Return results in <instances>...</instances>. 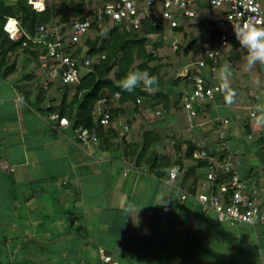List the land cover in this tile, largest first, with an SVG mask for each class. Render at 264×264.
<instances>
[{"label": "crops", "instance_id": "1", "mask_svg": "<svg viewBox=\"0 0 264 264\" xmlns=\"http://www.w3.org/2000/svg\"><path fill=\"white\" fill-rule=\"evenodd\" d=\"M10 76H0V190L9 207L34 214L58 208L51 221L68 223L60 227L66 239L82 241L80 248L69 245L74 254L94 252L101 264V252L111 257L110 264H264V225L231 226L218 223L213 214L204 216L197 190L189 193L180 172L182 164L176 166L175 181L167 183L168 172L156 178L144 164H134L128 145L135 141L129 136L127 145L119 141L109 151L80 143L69 127L40 113V105L22 92L24 82L11 85ZM227 92L222 89L215 102L201 108L203 114L215 109L212 122L241 102L238 95L239 100L233 96V103H226ZM198 126L194 121L192 127ZM243 129L247 134L262 131L248 121ZM244 175L258 180L256 193L264 202V174L249 166ZM33 229L35 236H43Z\"/></svg>", "mask_w": 264, "mask_h": 264}, {"label": "rangeland", "instance_id": "2", "mask_svg": "<svg viewBox=\"0 0 264 264\" xmlns=\"http://www.w3.org/2000/svg\"><path fill=\"white\" fill-rule=\"evenodd\" d=\"M107 1L45 0L46 4L55 10L59 9L62 2H66L68 6L81 4L84 13L97 11ZM197 6V18L186 23L182 32L176 33L166 28L163 36H151L147 41L146 51L153 52L157 57V61L151 63L150 66H159L158 76L162 79V85L158 89L167 93L166 98L158 102L157 105L143 103L137 109L127 107L125 114L118 119L121 124H124L125 122H122L127 119L132 121L129 125V132L122 134H128L132 138L131 141L141 143L144 132L152 129L161 138L155 150L167 152L172 160L178 159L176 158V151L180 152L179 159L182 162L180 172L182 169L183 176L188 167L195 164V162L183 158L186 141H193L197 143L198 147L215 148L218 145L217 137L219 134V130L215 129L214 121L212 122L214 116H216L215 109H211L209 112L206 111L203 116L201 115L196 119V123L201 124V126L192 127V118H188L184 110L179 111L178 109V93L184 92V87L179 83L180 80L177 82L179 86L172 84L178 75H184L186 72L190 73L192 71L193 66L191 65L201 58V49L215 48L216 46V42L210 40V32L215 29V25L211 23V20L213 18L218 19L220 11L209 13L205 10L203 3H198ZM70 17L72 18L73 15H70ZM59 18L60 15H56L54 21H58ZM218 24L220 28L225 30L220 25V21ZM238 33H240L239 29L235 31L228 30L232 49L220 57L221 60L214 74V81L224 91H234L236 99L239 100L238 95H240L242 100L240 99L241 102L238 103L237 108L233 106L225 112H219V116L220 118L226 116L230 122V129L227 130L229 148L239 174L244 175L249 166L257 169L259 174H264V163L261 158L260 146L257 143L260 135L264 136V125L259 124L262 129L260 133L247 134L243 129V125L247 121L255 123L259 118L264 117V64L260 61H255L252 65L248 64L251 52L247 45L240 42L243 36L242 34L237 35ZM82 41L80 45L83 43ZM192 41H196L200 50H193L184 55V49ZM173 45L179 47L180 51L175 52ZM10 60L9 64L12 61H17L16 71L8 80L11 85L22 84L24 82L23 77L29 73H34L37 79L38 75H42V71L36 67L35 61L23 54L18 53L17 56H12ZM86 73L87 71L81 70L80 76ZM137 77V85H139L140 77ZM36 82V80H33L27 83L29 89L33 92H36L35 89H37L33 87ZM56 84L58 83L56 82ZM70 91L73 92V86L70 87ZM46 98L57 99L61 96L54 87L48 92ZM232 101H234L233 97ZM164 104L167 105L166 111L163 110ZM254 111L259 112L256 119L249 117L250 113ZM126 141H130V138L126 137ZM116 162L121 163L119 158ZM129 167L132 166L126 168V173ZM202 171L199 179H202L203 174L207 172L206 169ZM189 180L191 178H188L185 182H189ZM261 181L264 185V175H261ZM2 194L3 192L0 190V264H101L98 261V255L94 256V252L93 256H87L79 250H77L79 256L74 254L76 250L71 246L78 243L80 248L82 241L78 236H70L69 240L66 239L67 233L64 234L60 227L63 226L64 228L65 224L68 225V223H61L58 220L51 221L58 208L53 209L54 207H51L46 212L43 209L36 214L24 207H17L18 209L14 210L9 207V203L4 200ZM20 203L15 202L16 205ZM13 212L15 213L13 214ZM47 213H50V215ZM34 227L40 230L43 236H35L33 234ZM70 244L71 246H69Z\"/></svg>", "mask_w": 264, "mask_h": 264}, {"label": "trees", "instance_id": "3", "mask_svg": "<svg viewBox=\"0 0 264 264\" xmlns=\"http://www.w3.org/2000/svg\"><path fill=\"white\" fill-rule=\"evenodd\" d=\"M113 1L115 0H108L106 3ZM199 3H203L205 10L209 13L212 12V10L207 7L205 1ZM44 6L43 11L36 12L32 10L31 6H29L25 0H11L10 2L0 0V76L5 79L16 71V62L12 61V63L9 64V60L12 56H17L19 53L20 55H25L31 60L33 59L36 63V67L40 68L42 71V75H38V79L34 73L25 75L23 77L24 83L20 88H22L24 94H30V99L32 101L37 102L40 105L38 109L40 113L49 118L52 115H56L57 122L61 119H65L68 123L66 127L71 129L75 134V137L78 129L87 130L88 133L96 136L97 142L94 144H99V148L104 151L113 149L119 141H121L122 144L125 143L124 145H127L128 142L126 141V137L128 138V134H126L127 136L121 135V132L124 126H127L129 130V125L132 121L130 119H127L126 121L124 120L125 123L120 126L118 123V119L125 114V109L127 107L137 109L142 106L143 103L157 105L158 102H161L167 96L166 92L158 89L162 85V79L158 76L159 66H150L151 63L157 61V57L153 52L149 53L146 51V44L149 37L163 36L166 28L164 26L154 27L151 22L147 20L143 23L139 32L127 34L106 24L103 30H92L79 42L71 44L66 42L68 28L71 22L74 20H83L94 12L88 11L84 13L81 4L68 6L66 2L60 3L59 9L57 10L48 6L45 0ZM56 15H60L58 21H54ZM70 15H73V17L71 18ZM9 18L16 19L21 31L30 37L35 36L36 30L39 26H44L49 30L48 35L50 39L55 38L56 34L60 35L61 41L65 43V48L63 49L64 52L76 59L79 64L83 65L86 59L93 57L98 53H103L104 59L96 61L90 65L88 69L85 70L87 73L83 76H80L81 69H79V78L76 83L71 85H61L57 78L49 77L47 69L41 67V62L38 59L41 51L38 46L29 43L24 47L22 45L25 41L23 35L17 41H12L8 38V35L3 30V26ZM220 20V16H218V19L213 18L211 20V23L215 25V29L210 32V40L216 42L215 49L218 46L219 36L225 32L219 27L218 22ZM185 24L180 25L172 31L176 33L182 32ZM53 28L57 29L52 30ZM81 41L83 43L80 45ZM206 49L209 48L201 49V58ZM231 49V43H229V47L223 50L221 57L231 51ZM178 50L179 47L176 48L175 52L180 51ZM193 50H200L196 41L189 43L183 53L184 55H187ZM220 60L221 58H219L217 63L206 61V68L202 72V77L207 84L212 81L213 84L219 85L214 81V74L219 67ZM194 64L191 65L193 66V69ZM214 66H216V71L212 73L210 69ZM145 71L147 72V75H144ZM191 72H187V75H178L176 80L172 83L174 86L181 83L184 87V92L178 93L177 102L179 103V111H181V109L184 110V98L192 93L193 80L191 79ZM128 74L140 77V84L136 85L134 90L130 92L125 91L120 87L121 81ZM152 76L156 77V80L152 81L150 84L145 83ZM33 80L37 81L33 86L34 89L37 88L35 89L36 92L31 91L27 85V83ZM179 80L181 82L177 83ZM56 82L58 84H56ZM71 86H73V92L70 91ZM54 87L60 93L61 98H46L48 92ZM115 94L119 95L118 100L114 98ZM102 98H107V103L104 106L99 107L97 103ZM204 107L205 105L203 107L197 106L195 108L196 112L192 117L193 122L201 115L203 116L201 108ZM98 108H100L102 115L104 113L109 115L108 124L105 127L100 124L102 115L97 114ZM163 108V110L166 111L167 105L164 104ZM256 117V112L254 113V117L250 116V118L253 119ZM224 120L228 121V124L224 126L227 135V128L230 123L227 118L223 119L217 117L213 123L215 129H218L220 132ZM246 128L247 126H245V129ZM160 140V135L152 129H149L142 135L141 143L134 142L132 144L129 143L128 145V149L132 153L131 158L134 160V164L136 166H139L141 163L144 164L147 172L156 178L165 176L170 169L176 167L178 164H182L181 160H172L171 157L164 152L155 150V147ZM217 140L218 145L215 148L198 147L197 143L186 141V149L183 158L195 162L194 165L188 167L183 178L184 181L191 178V180L187 182L189 193H194L198 185L199 176L201 175L200 172L207 168V163L205 161H195L192 158L193 151L204 150L208 155L218 156L222 159L226 155L227 149H221L218 137ZM258 142H260L262 146L261 154L264 162V138L260 137ZM217 183L219 184L220 181L217 180ZM214 187L216 189L217 184Z\"/></svg>", "mask_w": 264, "mask_h": 264}, {"label": "built area", "instance_id": "4", "mask_svg": "<svg viewBox=\"0 0 264 264\" xmlns=\"http://www.w3.org/2000/svg\"><path fill=\"white\" fill-rule=\"evenodd\" d=\"M25 1L36 12L44 10V0ZM201 1H205L210 10L220 11V25L225 28V32L219 36L217 48L206 49L203 57L194 64L191 72L192 93L185 97L183 102L186 116L192 118L197 106L203 107L207 102H215L222 92L221 87L213 84L212 81L207 84L202 77V72L206 68V61L217 63L223 50L229 47L227 31L240 30L246 23L264 27V7L260 0H115L104 4L83 20L72 21L68 28L66 42L77 43L90 31L103 30L106 24L127 34L139 32L147 20L154 27L164 26L173 30L196 18L197 4ZM39 4L42 6L41 9L36 7ZM3 30L12 41H17L23 35L24 47L29 43L38 46L41 51L38 57L41 67L47 69L49 77L57 78L61 85L76 83L79 78V69L87 70L94 62L104 59V54L98 53L86 59L83 65L77 63L76 59L64 52L65 43L61 41L60 35L56 34L55 38L50 39L49 30L44 26H39L35 36L30 37L21 31L16 19L9 18ZM176 48L177 46L173 45V49L176 50ZM210 71L214 73L216 66ZM184 75H187V72ZM114 98L118 100L119 95L115 94ZM106 103L107 98H102L97 104L102 107ZM97 114L102 115L100 108L97 109ZM250 116L254 117V113ZM50 119L57 120V116L52 115ZM108 120L109 115L104 113L100 124L105 127ZM58 123L59 127L68 125L65 119L59 120ZM227 124L228 121L224 120L218 136L221 149H227L222 159L218 156H210L204 150L193 151L192 158L195 161L202 160L207 163V172L203 174L196 188V202L204 216L213 214L218 223L264 225V203L256 193L258 180L250 175H241L237 171L229 148L228 136L224 130ZM126 131L128 127L124 126L121 135ZM76 139L82 144L97 142L95 135L83 129L76 131ZM177 174L176 167L170 169L167 183H173ZM217 180L220 181L219 184ZM182 199H185V196H182ZM100 258L103 264H110L112 261L110 256L102 252Z\"/></svg>", "mask_w": 264, "mask_h": 264}, {"label": "clouds", "instance_id": "5", "mask_svg": "<svg viewBox=\"0 0 264 264\" xmlns=\"http://www.w3.org/2000/svg\"><path fill=\"white\" fill-rule=\"evenodd\" d=\"M235 31V29H234ZM243 36L240 41L242 44L248 46L251 55L248 60V64L252 65L255 61H260L264 64V27H258L254 24L246 23L244 27L240 29V33L237 35ZM147 75V72H144ZM156 80V77H150L145 83H152ZM138 84L137 75H126V77L121 81L120 87L125 91H133L135 86ZM235 95L234 91L228 92L225 96L226 103H232V97ZM258 124L264 125V117L259 118L256 121Z\"/></svg>", "mask_w": 264, "mask_h": 264}, {"label": "bare ground", "instance_id": "6", "mask_svg": "<svg viewBox=\"0 0 264 264\" xmlns=\"http://www.w3.org/2000/svg\"><path fill=\"white\" fill-rule=\"evenodd\" d=\"M36 7L38 8V9H41L42 8V6L39 4V5H36Z\"/></svg>", "mask_w": 264, "mask_h": 264}]
</instances>
